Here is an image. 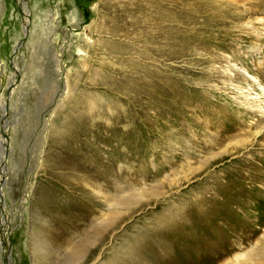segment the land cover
<instances>
[{
    "label": "rangeland",
    "instance_id": "374dc122",
    "mask_svg": "<svg viewBox=\"0 0 264 264\" xmlns=\"http://www.w3.org/2000/svg\"><path fill=\"white\" fill-rule=\"evenodd\" d=\"M260 86L264 0H0V264H264Z\"/></svg>",
    "mask_w": 264,
    "mask_h": 264
},
{
    "label": "bare ground",
    "instance_id": "6f19581e",
    "mask_svg": "<svg viewBox=\"0 0 264 264\" xmlns=\"http://www.w3.org/2000/svg\"><path fill=\"white\" fill-rule=\"evenodd\" d=\"M110 1H114V0H110ZM19 2H20V0H19ZM26 26H27V24H26ZM25 31H26V33H27V27L25 28ZM26 33L24 32V35H26ZM20 44H21V41H19V42H17V44H16V46H15V49L16 48H18L19 46H20ZM16 51V50H15ZM261 87V86H260ZM261 89L264 91V87H261ZM261 90V91H262ZM3 104V103H2ZM2 109H3V106H2ZM2 112H4V111H2Z\"/></svg>",
    "mask_w": 264,
    "mask_h": 264
},
{
    "label": "water",
    "instance_id": "95a60500",
    "mask_svg": "<svg viewBox=\"0 0 264 264\" xmlns=\"http://www.w3.org/2000/svg\"><path fill=\"white\" fill-rule=\"evenodd\" d=\"M8 255V254H7ZM7 259H8V257H7Z\"/></svg>",
    "mask_w": 264,
    "mask_h": 264
}]
</instances>
